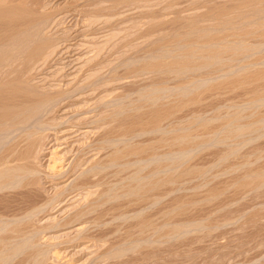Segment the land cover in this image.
Returning a JSON list of instances; mask_svg holds the SVG:
<instances>
[{"label": "rangeland", "instance_id": "1", "mask_svg": "<svg viewBox=\"0 0 264 264\" xmlns=\"http://www.w3.org/2000/svg\"><path fill=\"white\" fill-rule=\"evenodd\" d=\"M0 3V96L55 106L20 115L49 135L42 209L0 195V264H264V0Z\"/></svg>", "mask_w": 264, "mask_h": 264}, {"label": "bare ground", "instance_id": "2", "mask_svg": "<svg viewBox=\"0 0 264 264\" xmlns=\"http://www.w3.org/2000/svg\"><path fill=\"white\" fill-rule=\"evenodd\" d=\"M5 1V0H4ZM12 1V0H11ZM11 3V2H10ZM14 3V2H13ZM1 4V3H0ZM15 4V3H14ZM20 6H21V4H19ZM3 6V5H2ZM19 6V7H20ZM1 7V6H0ZM5 7V6H4ZM4 7H3V9H4ZM6 7H7V4H6ZM9 7V6H8ZM18 7V6H17ZM17 7H15V8H17ZM22 7V6H21ZM11 8H12V6H11ZM6 9V8H5ZM10 9V8H9ZM19 9H21V8H19ZM13 10V9H12ZM22 10V9H21ZM14 11V10H13ZM2 15V14H1ZM1 15H0V17H1ZM3 16V15H2ZM18 16V15H17ZM25 17V16H24ZM20 19V18H19ZM2 20V19H1ZM24 20V19H23ZM22 19H21V21L24 23V21H23ZM2 22V21H1ZM12 22H14V21H12ZM22 22H21V25H22ZM6 23H8V22H6ZM10 24V23H9ZM28 24V23H27ZM31 24V23H30ZM1 25H2V23L0 24V27H1ZM7 24H5V26H6ZM3 26V25H2ZM4 26V30L6 31V27ZM8 26V25H7ZM20 26V25H19ZM27 26H29V25H27ZM11 27H12V25H11ZM16 27H18V25L16 26ZM22 27V26H21ZM2 28H0V29H2ZM9 28V27H8ZM30 28V27H29ZM2 29V30H3ZM23 29H25V28H23ZM27 29H28V27H27ZM8 30V29H7ZM26 31V30H25ZM37 31V30H36ZM12 32V31H11ZM16 31H14V32H12V33H15ZM19 32V31H18ZM18 32L16 33V34H18ZM24 32V31H23ZM39 32V31H38ZM0 33H2V31L0 30ZM5 33H7V32H5ZM10 33V32H9ZM8 34V33H7ZM9 35V34H8ZM27 35V34H26ZM0 36H1V34H0ZM15 36V35H14ZM13 36V37H14ZM21 36H22V33H21ZM28 36H30V35H28ZM2 37H3V34H2ZM6 37V36H5ZM4 37V38H5ZM11 37V36H10ZM18 37V36H17ZM45 37V36H44ZM23 38V37H22ZM16 39V38H15ZM8 40V39H7ZM6 40V41H7ZM18 40V39H17ZM23 40V39H22ZM4 41V40H3ZM11 41H12V39H11ZM10 41V42H11ZM16 41V40H15ZM14 41V42H15ZM33 41V40H32ZM9 42V43H10ZM13 42V43H14ZM23 42V41H22ZM34 42V41H33ZM32 42V43H33ZM5 43V42H4ZM8 43V42H7ZM28 43H29V41H28ZM15 44H17V43H15ZM30 44V43H29ZM11 45V44H10ZM9 45V46H10ZM25 45V44H24ZM32 45V44H31ZM3 46V45H2ZM8 46V45H7ZM8 46V47H9ZM13 46H14V44H13ZM15 46H19V45H15ZM21 46V45H20ZM46 47V46H45ZM19 48V47H18ZM25 48V47H24ZM23 47H22V49H24ZM11 49V48H10ZM26 49V48H25ZM19 50V49H18ZM17 50V51H18ZM55 50V49H54ZM16 51V52H17ZM20 51V50H19ZM47 51V50H46ZM22 52H24V51H21L20 52V55L19 54H17V55H19L18 56V59L20 58V56L22 55L21 53ZM2 54V53H1ZM0 54V55H1ZM10 54H11V52H10ZM13 55V54H12ZM17 55H16V57H17ZM3 56H4V54H3ZM14 56H15V54H14ZM24 56V54L21 56V57H23ZM2 57V56H1ZM5 58V61H4V59H3V61L4 62H7V60H8V58L6 57V56H4ZM13 57V56H12ZM3 58V57H2ZM6 58H7V60H6ZM15 58V57H14ZM14 58H9V59H12L13 61H14ZM1 59V58H0ZM16 59V58H15ZM12 60H10L9 61V63L12 61ZM22 60H24L23 58H22ZM2 61V60H1ZM11 62V64H13L14 62ZM20 61H21V59H20ZM16 64H18V60L16 59ZM24 62V61H23ZM3 63V62H2ZM2 63H0V67H1V64ZM8 63V65L10 66V64ZM24 64V63H23ZM15 65V64H14ZM14 65H12V66H14ZM22 65V64H21ZM5 66H7V64L5 65ZM8 66V67H9ZM18 66H20L19 64H18ZM11 67V66H10ZM24 66H22L21 68L22 69H24L23 68ZM2 68H4L3 67V65H2ZM1 69V68H0ZM4 69H8L7 67L6 68H4ZM3 69V70H4ZM15 69V68H14ZM17 69H18V72L20 71V69L17 67ZM17 69H15V70H17ZM9 70H10V68H9ZM12 70H13V68H12ZM4 71H6V70H4ZM11 72V70L9 71V73ZM21 72H23V70L22 71H20V73ZM0 73H4V72H0ZM7 73H8V71H7ZM17 73V72H16ZM15 73V74H16ZM12 74H14V73H12ZM12 74H11V76H12ZM1 75V74H0ZM9 75V74H8ZM22 75L24 76V74L22 73ZM16 76V75H15ZM17 76H18V74H17ZM22 76V78H24ZM7 77V76H6ZM9 77H10V75H9ZM21 78V77H20ZM20 78H19V80H20ZM21 78V79H22ZM10 80H12V79H9V82H12V81H10ZM0 81H2L1 79H0ZM7 81V80H6ZM14 81H18V80H14ZM8 82V83H9ZM20 82H22V81H20ZM2 83V82H1ZM18 83V82H17ZM2 84H4V83H2ZM18 84H21V83H18ZM23 84H24V82H23ZM9 85V84H8ZM7 85V86H8ZM21 86V85H20ZM1 87H3V85L2 86H0V90H2V88ZM17 88H18V86H16ZM22 87V86H21ZM5 88H6V86H5ZM5 88H4V90H5ZM8 88V87H7ZM7 88H6V93H4L3 95H6L7 94V92L8 91H10V90H8L7 91ZM11 88V87H10ZM10 88H8V89H10ZM22 89H23V87H22ZM21 89V91H20V89H18V91H20V93L16 90V91H14L13 90V94H14V92L16 93L15 95H16V97H15V95L14 96H12V99H11V96H9L8 97V95L6 96L7 98H9L10 100H3V96H0V98H2V99H0V101H9V102H11V104L16 100L15 98H20V96H21V100L20 99H18V100H20V101H22V103L21 104H23L24 102V91ZM3 91V90H2ZM12 92V91H11ZM1 93H3V92H1ZM0 93V94H1ZM21 93H23L22 95H21ZM8 94H10V92L8 93ZM12 93L10 94V95H13ZM17 94H18V96H17ZM65 96V95H64ZM6 97H4V99L6 98ZM14 97V98H13ZM30 97V96H29ZM35 97V96H34ZM33 98V97H32ZM38 98V97H37ZM36 98V99H37ZM49 98V97H48ZM60 98V97H59ZM63 98V97H62ZM42 99V98H41ZM44 99V98H43ZM43 99L41 100V101H43ZM32 100V99H31ZM20 101H18V102H20ZM33 102L32 103H34V102H36V101H34V98H33V100H32ZM54 101V100H53ZM120 101V100H119ZM118 101V102H119ZM8 102V103H9ZM16 102V101H15ZM17 102V103H18ZM29 102V101H28ZM39 102H40V100H39ZM45 102H47V100L45 101ZM48 102H49V100H48ZM47 102V103H48ZM57 102V101H56ZM58 102H59V100H58ZM57 102V103H58ZM17 103H13L12 105H9V107H11L10 108V110L9 111H6V110H4L6 107L4 106V104L3 105H0V107L2 108L3 106L5 107L4 109H3V111H0L1 113L3 112V114H2V117H3V119L5 118V117H7V118H5L6 119V121H9L10 120V122H12L11 123V125L10 126H13V125H15V123H17V122H15V121H19V118L18 117H20V115H23L24 116V111H26L25 110V108L27 109V106L25 107L24 105H21V107H25V108H21L20 109V111L18 112L17 111V109H19L20 108V106H19V108L17 107H15L16 109H15V111H12L13 110V105L14 104H17ZM43 103V102H42ZM47 103H44V105H45V107H44V109L42 108V105H41V103H39L38 104V102H37V104L36 103H34L33 105V107L32 108H35V106L38 108H35L34 110H35V112H37V115L36 114H33L32 112H34V110L33 111H31L30 113H28L27 114V111H26V115L24 116L25 117V119L26 118H32L33 116L35 117V115L37 116V119L40 117V119H39V121L41 120V116H40V111L42 112V114L43 113H47V111L49 112V110H51L52 108H53V106H52V108H51V105L49 106V104H47ZM50 103V102H49ZM52 103V102H51ZM19 104V103H18ZM47 104V105H46ZM5 105H7V104H5ZM27 105V104H26ZM31 105V104H30ZM30 105L28 106V107H30ZM38 105H40V106H38ZM57 105H59V104H57ZM56 105V106H57ZM8 106V105H7ZM49 108H51V109H49ZM54 108H55V106H54ZM59 108V107H58ZM12 109V110H11ZM57 109V108H56ZM24 110V111H23ZM30 110H32L31 108H30ZM40 110V111H39ZM4 112H6L5 114V117L3 116L4 115ZM50 112H52V111H50ZM55 112V111H54ZM33 114V116L32 115H30V114ZM39 113V114H38ZM1 115V114H0ZM27 115H30L29 117L27 116ZM46 115V117H47V114H45ZM45 115H43V117L45 116ZM50 116V115H49ZM1 117V116H0ZM8 117H9V120H8ZM22 117V116H21ZM20 117V119L23 121H20V123H21V127H22V129H23V133H22V130H20L21 132V134H20V136H16L15 137V142H13L14 144H15V149H14V146H13V149L15 150V154L13 153V152H11V153H13L12 154V159L13 160H16V163H14L15 164V166H10V165H1V166H4L3 168H1V166H0V195H3L4 193H8L7 194V196L6 197H3V198H7V200H8V206H7V208H9V210L10 211H12V215H14V217L15 216H18L19 214L20 215H22L23 217H24V207H30V209H31V211H30V213H33V211L34 212H37L42 206H40V205H38V203L41 201L40 200V198L43 196V192H42V189H43V187H42V185H41V179H40V176H39V171L41 170L40 169V167H39V165H38V163L40 164V161H38V160H40L39 158V156H40V154L39 153H41V155H42V151L40 152V148L42 149V147L44 146V140H46V139H48V138H46V136H49L48 134L45 136V139H43L42 140V138H41V135L43 134V132H42V134L41 133H39V132H41L42 131V129H43V127H44V125L42 126V128H41V126H39V122H38V120L37 119H35V120H33V119H31V120H33V121H36L37 122V126H38V128H37V131H33L31 128H33V125L34 124H32V127H30V123L28 122V124H29V127H27L26 125V127H27V129L29 130V132H28V134H25V136L26 137H24V131L27 133V131H26V128L24 129V124L26 123L27 124V120L28 119H26V121L24 120V118L22 117L21 118ZM46 117H44L45 119H46ZM18 118V120H16ZM44 118H42V119H44ZM49 118V117H48ZM47 118V119H48ZM1 120H2V118H0ZM11 119H12V121H11ZM44 119V120H45ZM0 120V121H1ZM14 120V121H13ZM43 120V121H44ZM52 120V119H51ZM3 121H5V120H2V123H4ZM24 121H25V123H24ZM28 121H30V119L28 120ZM32 121V122H33ZM49 121V120H48ZM10 122L9 123H7L6 124V126H7V128H8V125L10 124ZM41 122H42V120H41ZM46 122V121H45ZM65 122V121H64ZM1 123V122H0ZM1 123V124H2ZM20 123H18V127H20L19 126V124ZM34 123V122H33ZM43 123V122H42ZM0 124V127L1 128H3L2 127V125ZM48 124V123H47ZM65 124V123H64ZM42 125V124H41ZM57 125H59V123L57 124ZM6 126L4 125V129L2 130L1 128V130L2 131H5L6 132ZM15 126H17V125H15ZM15 126H13V130L10 128V130H8V133L12 130V131H15L14 129L16 128L17 130H19L20 128H18V127H15ZM35 126H36V124H35ZM36 126V127H37ZM82 126V125H81ZM54 127H55V125H54ZM8 128V129H9ZM40 128H41V130H40ZM45 128H47V127H44V129L43 130H45V131H47ZM33 129H35V127L33 128ZM39 129V130H38ZM16 130V131H17ZM32 130V131H31ZM5 132L3 133V134H5ZM18 132L19 131H17L16 133L18 134ZM1 133V132H0ZM7 133V132H6ZM11 133V132H10ZM49 133V132H48ZM73 134V133H72ZM3 136V135H2ZM6 136V135H5ZM5 136H3V137H5ZM8 136V135H7ZM6 136V137H7ZM9 136H11L10 134H9ZM43 136V135H42ZM18 137V138H17ZM20 137V138H19ZM16 138L17 139H19V140H17V142H16ZM44 138V137H43ZM6 139V138H5ZM8 139V138H7ZM9 139H10V137H9ZM24 139H26V141H24ZM14 140V139H13ZM9 141V140H8ZM47 141V140H46ZM11 143V142H10ZM25 143V144H24ZM89 143V142H88ZM101 143V142H100ZM5 144H7V143H5ZM13 144V145H14ZM46 144V143H45ZM8 145V144H7ZM43 145V146H42ZM86 145V144H85ZM9 147V146H8ZM82 147V146H81ZM84 147V146H83ZM9 148H11V147H9ZM45 148V147H44ZM85 148V147H84ZM8 149V148H7ZM12 149V151H14ZM105 149V148H104ZM43 150V149H42ZM9 151V150H8ZM17 151V152H16ZM51 151V150H50ZM83 151V150H82ZM89 151V150H88ZM5 152H7V151H5ZM46 152V151H45ZM101 152V151H100ZM119 152V151H118ZM117 152V153H118ZM56 153V152H55ZM83 154L85 153V150L82 152ZM87 153V152H86ZM85 153V154H86ZM81 154V153H80ZM83 154H81V156L83 155ZM84 154V155H85ZM117 155V154H116ZM55 156V155H54ZM79 156V155H78ZM83 157V156H82ZM82 157H77L75 160H76V164H77V166L78 165H81L80 163L81 162H83V158ZM3 158V157H2ZM14 158H16V159H14ZM53 158V157H52ZM60 158V157H59ZM59 158H57L56 157V159H55V165L56 164H58L59 162H61V158L59 159ZM119 158V157H118ZM101 159V158H100ZM103 159V158H102ZM117 159V158H116ZM1 160H3V159H1ZM118 160V159H117ZM85 161V160H84ZM102 160H100V162H101ZM116 161V160H115ZM87 162V161H86ZM98 162V161H97ZM103 162V161H102ZM101 162V163H102ZM8 163V162H7ZM101 163H99L98 162V164L97 165H99V168H98V170H93L94 171V173H96V171H98V172H102V174H104V172L103 171H105L104 169H102L101 170V168H103V167H105V165H104V163H102L103 165H101ZM9 164V163H8ZM75 164V163H74ZM118 164V163H117ZM59 165V164H58ZM58 165H57V167H58ZM73 166H76V165H73ZM76 166V167H77ZM53 167V169L55 168L54 166H52ZM75 167V168H76ZM98 167V166H97ZM97 167L95 168V169H97ZM117 167V166H116ZM74 168V169H75ZM52 169V170H53ZM107 169V168H106ZM99 170H101V171H99ZM119 170V169H118ZM76 171V170H75ZM91 171V170H90ZM51 172H53V171H51ZM40 173H41V171H40ZM64 173V172H63ZM88 173V172H87ZM93 172H92V174H94ZM86 174V173H85ZM89 174V173H88ZM87 174V175H88ZM99 174V173H98ZM97 175V174H96ZM100 176H101V174H99ZM80 176V175H79ZM79 176H78V178H79ZM85 176V175H84ZM99 176V177H100ZM102 177H103V175H102ZM101 177V178H102ZM49 178H50V176H49ZM85 178V177H84ZM83 178V179H84ZM86 178H88V177H86ZM85 178V180H83V181H80V182H82V183H78V184H87V183H89L88 181H90V180H88V179H86ZM54 179V178H53ZM80 179V178H79ZM91 179V178H90ZM97 179V178H96ZM100 180V179H99ZM151 181V180H150ZM101 182V181H100ZM76 184V183H75ZM78 184H76V185H78ZM84 184V185H85ZM99 184H101V183H99ZM75 185V186H76ZM97 185V184H96ZM101 185H103V184H101ZM78 186H82V185H78ZM78 186H76L77 188H78ZM86 186V185H85ZM146 187V186H145ZM70 189V188H69ZM71 191V190H70ZM150 192V191H149ZM104 193V192H103ZM102 193V194H103ZM5 195V194H4ZM104 195V194H103ZM2 197V196H1ZM103 197V196H102ZM28 198H30V199H28ZM58 198V197H57ZM60 198V197H59ZM6 200V201H7ZM67 201V200H66ZM46 202V201H45ZM104 202H102V204H103ZM43 204H45V203H43ZM48 205H49V203H47ZM46 204V205H47ZM107 204V203H106ZM59 205V204H58ZM96 207H97V205H96ZM44 208V207H43ZM55 208V207H54ZM4 209H5V207H4ZM26 209H28V208H26ZM42 209V208H41ZM90 209V208H89ZM97 209V208H96ZM8 211V210H7ZM41 211V210H40ZM5 212V211H4ZM84 212V211H83ZM89 212V211H88ZM7 213V212H6ZM10 214H11V212H9ZM29 213V214H30ZM79 213V212H78ZM92 213V212H91ZM81 214H82V212H81ZM31 215V214H30ZM78 215V214H77ZM83 215V214H82ZM85 215V214H84ZM87 215V214H86ZM27 216H29V215H27ZM81 217V216H80ZM7 218V217H6ZM20 219V218H19ZM18 219V220H19ZM23 219V218H22ZM11 220H13V219H11ZM14 226V225H13ZM17 227V228H16ZM15 228H16V232L17 231H21L22 229L24 230V221L22 220L21 222H18V224H17V226H16ZM181 228V227H180ZM13 232H14V229H13ZM14 234V233H13ZM16 234V233H15ZM17 235V234H16ZM4 258V257H3ZM2 258V259H3ZM4 261V260H3Z\"/></svg>", "mask_w": 264, "mask_h": 264}]
</instances>
